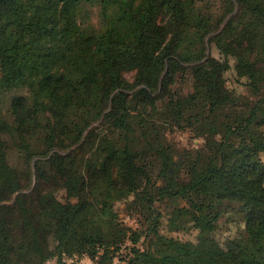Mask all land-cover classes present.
Returning a JSON list of instances; mask_svg holds the SVG:
<instances>
[{"label":"trees","instance_id":"trees-1","mask_svg":"<svg viewBox=\"0 0 264 264\" xmlns=\"http://www.w3.org/2000/svg\"><path fill=\"white\" fill-rule=\"evenodd\" d=\"M187 2L200 4L196 53ZM263 40L264 0H0V264H264ZM168 125L204 143L179 147ZM130 195L148 226L119 216ZM177 197L196 240L160 229L156 200ZM228 213L244 227L221 244Z\"/></svg>","mask_w":264,"mask_h":264},{"label":"rangeland","instance_id":"rangeland-1","mask_svg":"<svg viewBox=\"0 0 264 264\" xmlns=\"http://www.w3.org/2000/svg\"><path fill=\"white\" fill-rule=\"evenodd\" d=\"M187 13L189 16V25L185 28V35L186 39L191 45L192 52L196 53L199 51L198 47L196 46V42L199 38V28L196 27V23L199 21V10L200 4L199 3H190L187 2L186 4ZM96 18V17H95ZM260 52L264 57V40L260 43ZM210 53L214 56H220L219 50L215 46V44H211ZM126 76L129 80H133L135 76V72H127ZM228 85L237 90V92L241 95L248 96L249 91L247 85L244 83V79L238 80L235 76L234 70L231 69L226 73ZM245 99V98H243ZM131 109L133 111H140L144 113L153 114V108L146 104L138 103L136 100H132L130 103ZM205 130L207 132L214 133L215 130L213 126L205 125ZM224 129V128H223ZM166 133L169 139L177 144L179 147H198L204 143V138L198 136L196 132L191 128H182L173 127L168 125L166 128ZM218 137H221V134L215 133ZM226 152L230 156L231 160H235L236 158H242L246 151L244 149V145L242 143V138L238 134H233L229 138V145L226 146ZM262 159L264 161V153L262 154ZM33 184L36 183V176L33 175L32 178ZM59 199L66 201L68 199L74 200V198H70L68 196V192L65 188L60 189L57 192ZM160 200H156L155 207L159 211L158 212V219L162 217V224H161V231L162 233L174 236L177 238H181L183 240H196L197 238V231L194 229L192 224L189 222H185V217L183 216L184 206L187 204L185 198H178L175 200L174 198H166L164 201L159 202ZM138 204L134 202V196L130 195L126 199L118 200L116 202V209L118 210L119 216L129 225L134 227L139 226L146 227L151 223L153 213H150L152 210L147 207H142V211L138 210ZM175 205H180L181 213L177 211ZM142 212V214H140ZM137 216L139 218H137ZM172 219L173 222L172 223ZM176 219V220H174ZM139 220V221H138ZM153 224H156V220ZM175 225V226H174ZM178 225L180 228H175ZM244 227L242 221L237 220L234 214H226L222 216L219 220L218 227L215 231L216 238L220 241L221 244H224L229 238H233L237 235V233ZM154 240V239H153ZM138 245L142 248H149L151 249L152 245V238L151 236H144L139 241ZM153 248V247H152ZM126 253V252H125ZM68 264H98L92 262L88 256L82 257H70L67 258ZM45 264H56V259H51ZM113 264H124L121 262L120 259H115Z\"/></svg>","mask_w":264,"mask_h":264},{"label":"crops","instance_id":"crops-1","mask_svg":"<svg viewBox=\"0 0 264 264\" xmlns=\"http://www.w3.org/2000/svg\"><path fill=\"white\" fill-rule=\"evenodd\" d=\"M91 260V259H90ZM92 261V260H91ZM92 262H94V261H92Z\"/></svg>","mask_w":264,"mask_h":264}]
</instances>
